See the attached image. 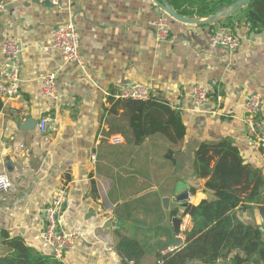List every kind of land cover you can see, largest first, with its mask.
<instances>
[{"label": "crops", "instance_id": "0c3cea01", "mask_svg": "<svg viewBox=\"0 0 264 264\" xmlns=\"http://www.w3.org/2000/svg\"><path fill=\"white\" fill-rule=\"evenodd\" d=\"M4 1L0 68L2 43L14 38L20 44L15 59L20 99L0 98V174L12 184L0 194V256L7 253L5 235L51 255L39 239L42 212L62 188L66 201L60 225L83 235L63 254L64 264H122L115 249L121 236L137 240L145 250L142 263L153 264L176 238L183 245L172 223L184 217L175 198L188 191V205L195 206L207 198L204 180L194 171L201 143L230 140L244 161L264 175V150L249 138L242 121L245 95L259 98L264 110V31H251L244 17L235 16L239 11L229 16L240 39L230 51L208 45L225 18L200 26L171 20L169 39H156L151 23L161 10L154 0H61L55 7ZM68 21L80 37V64L65 63L50 46L51 29ZM49 72L56 77V100L39 93L40 80ZM134 83L147 86L152 97L180 115L185 129L180 140L156 132L141 144L134 142L125 110L109 102L118 87ZM196 85L209 90L202 110L189 96ZM46 115L55 117L56 134L38 131ZM27 119L36 121L32 130L21 128ZM114 134L121 135L120 143L111 141ZM163 198L171 199L166 209ZM236 216L258 225L264 241V213L252 207L236 210Z\"/></svg>", "mask_w": 264, "mask_h": 264}, {"label": "trees", "instance_id": "16d2710c", "mask_svg": "<svg viewBox=\"0 0 264 264\" xmlns=\"http://www.w3.org/2000/svg\"><path fill=\"white\" fill-rule=\"evenodd\" d=\"M235 0H167L169 6L187 18L208 17L230 6ZM195 7V11L189 8ZM236 17H244L250 30L264 31V0H253L239 10ZM226 25L231 28V17ZM113 107L125 110L136 144L147 136L160 132L173 142L184 135L180 115L167 104L151 97L146 102L115 101ZM264 154V151H263ZM196 177L204 180L207 195L198 205H188L183 215L191 224L184 233L183 245L171 252L157 253L153 264H264V241L258 225L241 222L236 210L250 211L257 207L264 213V175L260 168L246 163L238 148L228 139L215 143H201L194 155ZM191 192H195L192 189ZM176 213H172L174 217ZM7 253L0 256V264H64L52 255L35 251L19 237L4 236ZM122 264H144V247L137 240L121 236L115 246Z\"/></svg>", "mask_w": 264, "mask_h": 264}, {"label": "built area", "instance_id": "2783aa9c", "mask_svg": "<svg viewBox=\"0 0 264 264\" xmlns=\"http://www.w3.org/2000/svg\"><path fill=\"white\" fill-rule=\"evenodd\" d=\"M39 3H51L59 5L61 0H36ZM6 9L4 0H0V17ZM171 18L166 14H161L151 23L155 32V37L159 41H167L170 34ZM80 37L77 33L73 21L58 25L51 29L50 46L57 50L65 63H81L79 54ZM208 45L212 48L222 47L233 51L240 45V39L229 26H222L211 32L208 38ZM20 53V44L14 38H7L1 46L2 66L0 68V98L3 100L20 99L19 91V67L15 63L16 57ZM55 74L49 72L45 74L39 85V93L45 99H57L55 89ZM190 99L196 110H202L209 100V90L201 85H196L190 92ZM152 93L150 89L139 83L126 84L118 87L111 95L115 101H141L150 100ZM25 108V104L21 101ZM25 115V112H23ZM243 124L247 135L259 148L264 150V110L259 98L253 95H245L243 103ZM37 129L41 134H56L58 125L55 117L46 115L37 123ZM114 144L120 143L122 137L119 134L111 136ZM12 184L5 174H0V194L10 190ZM66 201L65 189L54 191L49 202L44 207L43 228L39 233L40 241L50 250L51 255L61 259L63 254L70 251L73 246L80 242L83 235L79 231L66 232L62 229L59 222V212ZM189 228V216L184 215L180 224V235L184 237L185 231ZM175 248L168 249L167 252Z\"/></svg>", "mask_w": 264, "mask_h": 264}, {"label": "water", "instance_id": "95a60500", "mask_svg": "<svg viewBox=\"0 0 264 264\" xmlns=\"http://www.w3.org/2000/svg\"><path fill=\"white\" fill-rule=\"evenodd\" d=\"M155 3L158 5L159 9L161 10V14H166L168 17L171 18L173 21L185 23V24H192V25H208L217 22L219 19H223L229 16H232L233 14L237 13L240 9H242L245 5L249 4L253 0H235V2L230 6H225L221 11L218 13L211 15L210 17H207L206 19L199 20L196 18H187L184 16L179 15L177 12H175L167 3V0H160L157 2L154 0ZM33 3H39L36 0H31ZM50 7H55V5H52L51 3H46ZM19 57V55L17 56ZM36 126V121L32 119H27L26 122L21 126L24 130H32ZM181 184L178 185V193L181 192ZM188 197L189 193L188 191H183L180 193L176 198L175 201L181 205V208L185 209L188 207ZM169 198H163L162 199V207L167 208L168 204L170 203ZM173 227L176 232L180 229L181 219L179 217H175L172 219ZM182 244V240L180 238H176L173 243V248H178ZM188 264H192L189 262Z\"/></svg>", "mask_w": 264, "mask_h": 264}, {"label": "rangeland", "instance_id": "374dc122", "mask_svg": "<svg viewBox=\"0 0 264 264\" xmlns=\"http://www.w3.org/2000/svg\"><path fill=\"white\" fill-rule=\"evenodd\" d=\"M146 264V263H145Z\"/></svg>", "mask_w": 264, "mask_h": 264}]
</instances>
